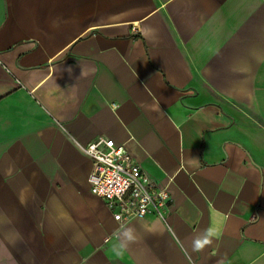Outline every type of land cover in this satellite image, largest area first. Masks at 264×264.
<instances>
[{
    "label": "crops",
    "instance_id": "crops-1",
    "mask_svg": "<svg viewBox=\"0 0 264 264\" xmlns=\"http://www.w3.org/2000/svg\"><path fill=\"white\" fill-rule=\"evenodd\" d=\"M98 137L164 221L91 192ZM0 264H264V0H0Z\"/></svg>",
    "mask_w": 264,
    "mask_h": 264
},
{
    "label": "built area",
    "instance_id": "built-area-1",
    "mask_svg": "<svg viewBox=\"0 0 264 264\" xmlns=\"http://www.w3.org/2000/svg\"><path fill=\"white\" fill-rule=\"evenodd\" d=\"M91 160L88 183L119 224L153 216L165 220L169 193L152 180L121 145L98 137L82 146Z\"/></svg>",
    "mask_w": 264,
    "mask_h": 264
},
{
    "label": "clouds",
    "instance_id": "clouds-1",
    "mask_svg": "<svg viewBox=\"0 0 264 264\" xmlns=\"http://www.w3.org/2000/svg\"><path fill=\"white\" fill-rule=\"evenodd\" d=\"M126 235H128L126 233ZM214 232L209 229L206 230L202 235L197 236L194 240H193V249L194 251H201L203 250L206 246L211 245L213 242V236H214ZM129 239H131V237H128Z\"/></svg>",
    "mask_w": 264,
    "mask_h": 264
}]
</instances>
